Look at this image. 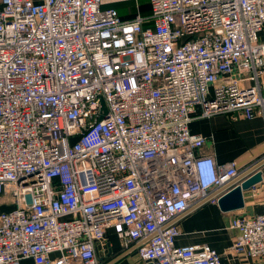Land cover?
Here are the masks:
<instances>
[{
	"label": "built area",
	"instance_id": "1",
	"mask_svg": "<svg viewBox=\"0 0 264 264\" xmlns=\"http://www.w3.org/2000/svg\"><path fill=\"white\" fill-rule=\"evenodd\" d=\"M150 4L153 27L102 0H0V264H100L109 230L146 264H223L177 246L180 222L259 172L264 195V156L203 186L189 128L198 106L264 117V0ZM230 227L264 264V212Z\"/></svg>",
	"mask_w": 264,
	"mask_h": 264
},
{
	"label": "crops",
	"instance_id": "2",
	"mask_svg": "<svg viewBox=\"0 0 264 264\" xmlns=\"http://www.w3.org/2000/svg\"><path fill=\"white\" fill-rule=\"evenodd\" d=\"M103 9H116L122 20L144 17V27H153L150 0H102ZM213 93V88L211 87ZM201 107H196L190 123V132L206 138L201 154L211 156L218 164L236 161L240 169H245L264 156V117L257 115L247 119L241 114H222L202 117ZM264 172V168H263ZM244 207L235 211H224L218 203H209L191 212L180 222V235L176 245H209L222 256L223 264H261L247 256L231 251L237 230L231 222L236 217L255 216L264 212V195L261 189L249 190L243 195ZM9 210L10 207H3ZM3 210V211H4ZM97 254L100 264H146L140 257L138 245L125 249L115 231L109 230L107 240L98 244ZM58 253H53L55 259ZM22 264H36L32 259Z\"/></svg>",
	"mask_w": 264,
	"mask_h": 264
},
{
	"label": "water",
	"instance_id": "3",
	"mask_svg": "<svg viewBox=\"0 0 264 264\" xmlns=\"http://www.w3.org/2000/svg\"><path fill=\"white\" fill-rule=\"evenodd\" d=\"M261 179L262 173L259 172L251 178L241 182L219 200L220 207L224 211H235L239 209L242 210L245 205V199L243 195L245 192L251 190L253 186L259 184Z\"/></svg>",
	"mask_w": 264,
	"mask_h": 264
},
{
	"label": "clouds",
	"instance_id": "4",
	"mask_svg": "<svg viewBox=\"0 0 264 264\" xmlns=\"http://www.w3.org/2000/svg\"><path fill=\"white\" fill-rule=\"evenodd\" d=\"M197 173L201 184L207 186L218 175V163L213 158H208L197 166Z\"/></svg>",
	"mask_w": 264,
	"mask_h": 264
},
{
	"label": "rangeland",
	"instance_id": "5",
	"mask_svg": "<svg viewBox=\"0 0 264 264\" xmlns=\"http://www.w3.org/2000/svg\"><path fill=\"white\" fill-rule=\"evenodd\" d=\"M3 207H5V206H4L3 204L0 203V212L4 210Z\"/></svg>",
	"mask_w": 264,
	"mask_h": 264
}]
</instances>
